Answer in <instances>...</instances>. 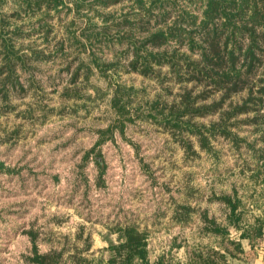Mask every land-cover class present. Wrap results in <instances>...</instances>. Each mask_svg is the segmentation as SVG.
Here are the masks:
<instances>
[{"label":"trees","instance_id":"1","mask_svg":"<svg viewBox=\"0 0 264 264\" xmlns=\"http://www.w3.org/2000/svg\"><path fill=\"white\" fill-rule=\"evenodd\" d=\"M10 1L13 9L1 6ZM76 13L84 9L85 0H73ZM88 8L100 18L99 25L86 23L79 30H66L55 45V52L23 44L32 33L49 42L54 31L47 23L50 11L58 14L66 0H0V113L9 111V99L41 86L34 76L36 63L52 59L67 50L77 51L74 69L69 72L66 91H76L80 74L87 78L90 69L80 54H93V48L118 43L112 64L100 63L101 69L133 72L153 79L160 91L153 97L117 85L115 107L135 103L133 116H145L178 143L186 155H197L193 141L200 148L222 138L231 142L235 154L244 148L247 157L240 169L255 171L264 181V0H91ZM123 3L119 14L108 12L110 6ZM128 4V5H127ZM66 9H68L66 7ZM87 9V10H89ZM125 9V10H123ZM42 17L32 21L34 14ZM24 19L29 21L25 22ZM20 22V23H17ZM57 33V32H56ZM62 34V33H61ZM66 46V48H64ZM84 56V55H83ZM95 86V85H94ZM96 87V86H95ZM146 96V97H145ZM122 114L127 111H120ZM203 122V119L208 117ZM251 128L253 137H240L237 127ZM208 149V148H207ZM252 157L253 162L246 158ZM236 203H233L234 210ZM185 220L189 209L181 207ZM181 217V218H182ZM260 235V226L253 229ZM117 243L109 244V264H132L145 260L144 235L134 225L118 228ZM241 235H246V232ZM64 260L61 251H34L31 264H89L75 252ZM225 258L210 248L191 251L184 264H219ZM159 264V262L157 263Z\"/></svg>","mask_w":264,"mask_h":264},{"label":"rangeland","instance_id":"2","mask_svg":"<svg viewBox=\"0 0 264 264\" xmlns=\"http://www.w3.org/2000/svg\"><path fill=\"white\" fill-rule=\"evenodd\" d=\"M89 1L91 0H85L84 9L77 14L73 0H66V6H60L58 14L50 11L47 16V23L57 32L50 35L49 42L43 40L41 34L32 33L23 44L42 48L45 53L48 50L55 52V45L65 37L66 30L77 31L89 22L99 25L101 20L97 15L92 14V9L88 8ZM13 5L7 1L1 9L9 11L13 9ZM122 5L123 3L110 6L107 11L119 14ZM42 16L40 12L32 15L31 19L34 21ZM24 21L29 20L24 19ZM121 47L113 42L100 48H93V54L88 50L80 54V60H84L83 64L91 72L88 79H85L84 74L80 77L77 85L82 99L77 100L75 104L58 110L62 104L75 101L59 96L60 89L68 84L69 72L66 66L70 64L74 69L76 62L73 57L78 53L66 49L69 54L65 57L60 52L52 59L35 64L37 69L34 71V76L40 82L33 81L41 86L38 92L42 95L39 101L43 108L39 109L35 104V94L28 92L25 96H12L8 100L11 109L9 111L4 109L0 113V264H31L28 258L31 257L34 245L40 252L47 244L58 247L60 242H63L60 222L104 216L111 221L125 219L127 223L117 222L115 229L101 233L107 235L116 233L118 238V228L128 224L134 225L137 231L144 235L145 260L148 264H157L158 247L156 242L151 243L155 237L153 230L158 225L157 217L154 215L162 208L163 213L159 217L162 222L168 224L171 209L167 204H161V201L167 197L166 191H162L161 184L168 183L169 187L174 188L172 182L180 181V190L186 191L187 189H184L189 181V185L200 192L209 189L210 186L215 189L220 186L227 189L231 184L240 181L238 169L233 167L247 157L243 154L247 151L244 148L240 149L241 155H236L231 143L222 138L210 141L205 148H200L199 144L193 141V149L199 155L198 157L186 155L169 134L153 125L145 116H133L132 109L136 102L126 105L124 98L117 107L113 105L115 96L113 89L117 85L136 90L137 99L141 100H144V97L139 95L140 90L144 89L148 97H153L161 90L153 79H145L133 72H124L122 68L114 71L112 67L101 69L97 66L100 63L112 64L116 60L115 52ZM48 76H51L52 81L63 78L56 87L57 91L51 86ZM123 110L127 112L122 114L120 111ZM111 113L113 117H117L120 125L123 127L125 125L124 135L125 137L127 135V140L132 145L138 146V155L126 138L118 133L115 141L119 142V146L111 140V144L101 143L92 154L93 157L96 154L104 160L103 168H98L91 158L82 166V170H79L81 168H78V164L74 166L73 160H67L64 152L57 146L61 139L53 138L54 136L50 139L52 133L61 134L66 132V128L74 131L77 127L89 129V126H102L106 124L105 118ZM212 117L203 119V122L213 119ZM136 123L139 125H135ZM237 131L240 137L247 139L253 137L249 126L241 124L237 127ZM78 132L79 130L75 131ZM43 139L44 142L40 144V140ZM78 141L82 142L81 139ZM259 147H264V144H260ZM122 155L126 158L121 157ZM251 158L246 159L252 161ZM94 166L98 169L101 179L100 190L92 186ZM151 166L156 169L155 175L159 183L155 187H150V182L145 180V176L141 173L144 168L152 169ZM225 167L230 172L227 170V176L221 181L215 179L214 174H208L209 170L218 171ZM80 171L85 173L89 187H85L83 182H80ZM84 190H86L85 195H83ZM123 192L126 194V199L130 192L131 202L128 204L126 200L125 210L119 208L124 207ZM116 201L119 203L118 207ZM70 205H75L76 208H71ZM187 205L190 206L189 202ZM110 206L117 208L107 209ZM123 211H126V214L130 213V220L126 219ZM145 224L151 225L150 229L142 227ZM49 239L53 240L49 243ZM107 242L108 250L109 244L115 242L112 240ZM64 260L71 261L66 257ZM88 260L89 264H95L91 259ZM102 261L101 257L98 264H102ZM132 264H141V260L135 258Z\"/></svg>","mask_w":264,"mask_h":264},{"label":"crops","instance_id":"3","mask_svg":"<svg viewBox=\"0 0 264 264\" xmlns=\"http://www.w3.org/2000/svg\"><path fill=\"white\" fill-rule=\"evenodd\" d=\"M82 75L83 74H80L78 82ZM50 77L51 76H48V79H50ZM85 79H88V77H85ZM45 80H43V82L47 83ZM55 80L56 79L53 81L51 80V86L54 87V90H56L57 85L63 78ZM77 84L75 85L77 90L71 91L74 94L65 90L67 87H69L70 90L71 86L69 84L64 85L60 89L59 96L61 98L66 100L75 99V101L62 104L58 107V110H62L70 104L73 105L77 100L82 99ZM95 86L98 88L97 85ZM28 92V94H35V104L39 109L43 108L39 101L42 96L41 93L38 91L35 93L33 90ZM27 93L14 96L21 97L25 96ZM73 109L75 110V108ZM62 113L65 112L62 111ZM105 121L106 124L102 126H89V129L77 127V129L73 131L66 128V132L61 131V134L52 133L50 139H52L53 136V138L61 139L57 146H59L60 151L64 152V156L67 160H73L74 166L78 164V168H81L79 170H82V166L88 163L91 158L98 168H103L104 160L96 154L94 157L92 155L93 152H95V148L101 143L111 144V140H114L115 144L119 146V142L115 141L116 136L119 133L125 137V125L124 127L120 125L116 116L113 117L111 113L110 116L105 118ZM135 125H139V123ZM78 130L79 135L75 133V131ZM125 138L135 149V154L138 155V146L132 145V143L127 140V135ZM78 139H81L82 142L78 141ZM86 139L88 141H85ZM43 142L44 139L42 141L40 140L39 143L41 144ZM198 155L199 154L196 156L198 157ZM121 157L124 159L126 158L125 155ZM242 161L243 159L240 163L234 164L233 167V169H238L239 175L241 176L240 181L233 183V185L231 184L230 188L227 189H224L222 186L218 189L210 186L209 189L199 192L197 188L189 185L190 183L187 181L186 188L184 189L187 190L182 191L179 188L180 181L172 180L174 188L169 187L168 183L161 184L162 191H166L165 195H167L166 199L164 198L163 201H161V204H167L171 209L170 222L166 224V222H162L161 217H159L162 215L163 209L161 208L162 211H160L161 209L157 207L158 213L154 216L157 217L156 222L158 225L155 226L154 230L151 227V229L155 231V237L152 239L151 243L156 242L157 244L158 249L156 250V254L159 264H184L188 260L191 251L206 248L214 249L224 256L225 262L223 263L221 261L219 264H264V181L256 177L255 171L241 170L239 165ZM249 162H253V159L252 161L249 160ZM96 166H94L95 170H93L92 174V186L100 190L99 183H101V179L99 178ZM155 170V167L141 170V173L145 176V180L150 182V187L159 185ZM227 170H229L227 167L218 169V171L209 170L208 174H214L215 179L221 181L223 177L227 176ZM76 172L75 176H77ZM79 176L80 182H83L85 187H89V182L87 181L85 173L80 171ZM85 193L86 190H84L83 195H85ZM122 200L124 207L122 208L120 206L119 208L125 210L126 200L128 204L131 202L130 192L127 194V199L126 194L123 192ZM188 202L190 204L189 207L187 205ZM234 202L236 206L234 210H232ZM116 203L118 207L119 203L117 201ZM69 207L76 208L75 205H70ZM117 207L110 206L107 209ZM181 207L189 209L185 220H183L184 218L182 217L183 212ZM123 213L127 217H125L127 220L131 219L129 217V212L126 214V211H123ZM120 221H111V219H107L104 216L79 218L77 221H69L66 223L64 221L60 222L63 242H60L58 247L52 244L44 245L42 252L34 245V250L31 252L33 254L34 251L38 253H46L53 250L61 251L63 258H69L76 252L77 255L91 259L95 264L99 263L101 257L103 258L102 264H109L107 241L112 240L116 243L118 238L116 233L107 235V233L101 232H106V230L110 231L113 230V228L115 229L117 222L122 224L127 223L125 219ZM64 225H67V227L62 228ZM150 226L151 225L145 224L142 227L148 230ZM258 226H260V235H257L253 230ZM243 232H246V235H241ZM52 240L53 239H49V243ZM149 245L150 243L148 242L147 249Z\"/></svg>","mask_w":264,"mask_h":264}]
</instances>
